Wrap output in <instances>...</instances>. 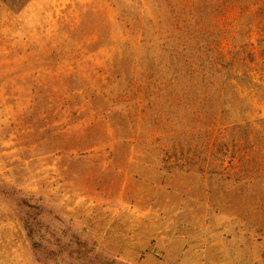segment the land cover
<instances>
[{"label":"rangeland","instance_id":"rangeland-1","mask_svg":"<svg viewBox=\"0 0 264 264\" xmlns=\"http://www.w3.org/2000/svg\"><path fill=\"white\" fill-rule=\"evenodd\" d=\"M0 264H264V0H0Z\"/></svg>","mask_w":264,"mask_h":264},{"label":"trees","instance_id":"trees-1","mask_svg":"<svg viewBox=\"0 0 264 264\" xmlns=\"http://www.w3.org/2000/svg\"><path fill=\"white\" fill-rule=\"evenodd\" d=\"M175 77H176V76H175ZM175 77L173 78L174 80H175ZM178 77H180V78H184V79H186V81H191L192 73H191V71L189 70V68L187 67V68L185 69V71H184L182 74H180ZM167 84H168V83H167ZM164 86H166V84L163 85V88H162V89H164Z\"/></svg>","mask_w":264,"mask_h":264}]
</instances>
